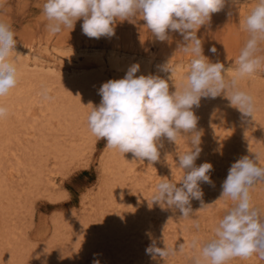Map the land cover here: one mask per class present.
<instances>
[{"label": "rangeland", "instance_id": "rangeland-1", "mask_svg": "<svg viewBox=\"0 0 264 264\" xmlns=\"http://www.w3.org/2000/svg\"><path fill=\"white\" fill-rule=\"evenodd\" d=\"M45 2L0 0V20L8 22L15 32V52L26 59L29 71L50 74L48 82L41 87L50 81L61 80L65 84L76 76L90 80L94 83L93 92L85 104L90 113L91 104L98 106L101 101L98 90L102 84L123 78L133 64L140 65L137 76L152 74L166 79L170 93L186 85L192 54L179 51L178 44L184 43L179 33L169 32L170 39L160 42L137 16L132 22L117 21L112 37H87L82 33V18L73 30L63 28L52 34L43 15ZM258 2L226 0L224 8L212 14L210 22L197 32L202 40L203 55L212 63H222L223 74L228 79L236 75L235 61L249 36L243 21ZM213 46L216 53L209 51ZM260 49L259 54L264 55V43ZM10 55L8 59L12 62L14 53ZM111 58L115 60L113 66L108 61ZM166 63L174 69L172 76L161 70ZM237 84L254 98L253 117L242 118L223 95L215 99L202 98L200 106L192 109L198 118L196 131L201 133L202 149L195 165L211 163L213 170L209 176L213 183H200L203 202L209 206L201 209L199 200H191L189 218H182L179 210L151 204V200L161 178L179 186L184 171L178 166V155L191 151L192 133L182 132L175 142L161 137L158 144L162 143L163 147L159 148L158 161L133 158L130 172L121 168L117 174V162L123 153L107 148L106 141L91 136L87 123L89 113L78 126L79 130L87 126L88 139L60 131L57 120H51L46 128L50 145L54 141L66 146L81 145L79 153L67 159L51 150L32 155L27 147L38 139L39 131L22 127L19 139L12 142L8 152L0 154V264H93L94 260L99 264H193V258L200 255V247L215 238L219 220L233 206L230 198L220 199L221 186L231 164L242 156L255 158L258 154L264 165V65L255 73L239 78ZM56 87L57 84L49 87L51 94ZM38 93L35 99L41 95ZM41 98L33 102L26 116L28 124L40 125L44 121ZM7 99L0 97V105L7 107ZM4 138L0 133V144ZM40 164L42 170L38 167ZM250 196L252 204L264 211V182L250 189ZM138 219L142 223L134 222ZM118 223L125 226L122 238L125 248L118 247L117 237L107 233V229ZM133 224L137 229L131 228ZM73 231L86 237L88 242L85 241L82 249L68 246ZM87 235L95 237V243L89 242ZM194 237L201 242L197 248L190 246ZM153 240L158 247L166 244L176 248L177 253L164 261L159 257L153 259L146 254ZM183 243L184 250L180 252L179 246ZM128 247H132V251ZM228 264H264V259L253 254L249 258L231 259Z\"/></svg>", "mask_w": 264, "mask_h": 264}, {"label": "clouds", "instance_id": "clouds-1", "mask_svg": "<svg viewBox=\"0 0 264 264\" xmlns=\"http://www.w3.org/2000/svg\"><path fill=\"white\" fill-rule=\"evenodd\" d=\"M226 0H46L43 15L47 18L48 31L59 33L63 28L73 30L81 18L82 33L89 38L112 37L115 35L117 21L132 22L140 16L147 29L156 40L170 39L169 32H176L184 43L178 44L179 51L191 53L187 83L182 89L169 92L166 79L157 75H139L140 65H131L125 76L102 84L98 90L101 101L92 106L87 123L91 133L106 141L107 148L118 149L121 153H131L134 158L149 162L159 160L158 144L161 137L175 142L181 133L190 136L191 151L178 155V166L184 175L173 183L166 178L156 186L151 204H159L179 210L182 218L192 216L191 200H199L201 209L209 206L203 202L200 183H213L209 172L213 165L204 162L198 167L195 161L202 149L201 133L196 131L198 118L192 110L199 107L202 98L215 99L223 95L229 106L236 108L242 118L253 117L254 98L238 87L237 81L255 73L264 65V55L259 54L264 43V0H259L243 21L249 36L235 63L236 75L226 78L224 65L212 63L203 55L202 40L198 30L208 24L214 13L220 12ZM17 40L11 25L0 20V97L6 95L17 85V68L9 61L15 52ZM210 52L216 53L213 46ZM161 70L174 69L169 63ZM48 99V90L41 91ZM8 109L0 105V118L6 116ZM258 182H264V165L260 156L250 158L245 155L231 164L222 183V198H230L233 206L219 220L215 228V238L209 239L200 247V255L193 258V264H228L234 258H249L258 254L264 259V211L251 202L250 189ZM199 228V223L195 225ZM201 245L194 237L191 247ZM184 243L179 246L184 250ZM177 253L176 248L166 244L158 247L156 241L146 248V254L163 261ZM93 264H99L94 260Z\"/></svg>", "mask_w": 264, "mask_h": 264}, {"label": "bare ground", "instance_id": "bare-ground-1", "mask_svg": "<svg viewBox=\"0 0 264 264\" xmlns=\"http://www.w3.org/2000/svg\"><path fill=\"white\" fill-rule=\"evenodd\" d=\"M13 53H14V55H13L12 63H14L16 68H17V80H18V82H17V85L15 88L11 89L6 95L2 96L4 98L8 97L9 100L7 99L8 104H6L7 105L6 108L8 109L7 115L0 118V133L4 134V137H5L4 140L2 141V144H0V154L4 155L6 152H8V149H10L12 142H14V140L16 141L19 139L20 129H22V127H26V129L30 128V129H34V130L39 131L38 132V134H39L38 139H36L35 142L30 147H27V148H29L30 151H32V155L33 154L39 155V154H42L45 151L47 152L49 150H51L52 153L54 152V154L56 153L55 155H57V154L65 155L66 159L68 156L73 157V156L77 155L79 153V149H80L81 145L79 146L78 144H71L70 146L69 145L66 146V145H63L62 143L60 144L58 141H54L52 143L53 145H50L48 142L47 136L45 135V132H46V128L48 126H50L51 120H54V121L57 120L58 126L60 127L59 128L60 131L65 132L67 135L69 134V136H71V137L75 136L76 134H79V136L77 135L78 137H81V138L87 137V139H88L89 133H91V132L88 133V130L86 129L87 126L86 127L84 126L83 128H81V130L78 129V126H79V123H81V120L83 118H85L87 116V114L89 113L87 111L85 104L87 101H90V98H89L90 92H93L91 87L93 86L92 84H94V83L91 84L90 80L79 79V77L76 76L75 78L73 77V78L69 79L68 81H65V84L63 83V81H61L59 79L60 81H52V82L50 81V83L46 84L44 87H41V86H43L42 84H45L46 82H48L47 78H48V75H50V74L46 73V72L40 73V71L38 72L35 70L33 71V69H32V71L31 70L29 71L27 68L26 59L24 61V59L21 55H19L16 52H13ZM32 56H34V55H32ZM99 58H101V57H99ZM108 61L110 62V66L114 65L113 62L115 60L113 58L109 59ZM33 62L37 63L34 60H33ZM47 68H49V67H47ZM49 78H50V76H49ZM53 84H57L58 87H56L57 89H53V93L51 94L48 89H50L49 87H53ZM43 88H46L48 90L49 98L45 99L42 97V95H40L42 98L39 95H38L39 97L38 96L37 97L41 98L40 102L42 103V106L40 108V111H41L42 120H44V121L41 122L40 125H38L37 123L28 124L29 120L27 121L26 116L30 112V109L33 105V102H37L36 99H38V98L35 99L34 95L37 92H39L38 94H40V92L42 91ZM89 90H91V91H89ZM97 96H98V94H97ZM33 99H35L36 101H33ZM98 103H100V102H98ZM3 106H4V104H3ZM42 123H43V125H41ZM91 136H92V133H91ZM89 138H91V137H89ZM83 141H85V140H83ZM116 150H118V149H116ZM30 151H28V152H30ZM51 151H49V152H51ZM119 154H120V152H119ZM126 155L124 156L123 154H121V157L118 159L117 174H120L119 170L121 168H124V170L126 172H128V171L130 172V170L132 168V163L134 161L133 162H131V161L133 160L134 157L131 153H130V155H128V153ZM58 157H60V156H58ZM41 165L42 164H40V166H38V167H40V169H41ZM105 167H106V165H105ZM41 170H39V171H41ZM125 171H122V172H125ZM40 175H41V173H40ZM40 175L38 176V180H40V178H42ZM137 218H139V217H137ZM137 218H135V219H137ZM140 218H143V217H140ZM139 219L134 220V222L135 223L137 222L136 224H138L139 222H141V221H139ZM142 221H144V220H142ZM123 225H124L123 223H118V224L113 225L109 229H107V233L109 234V236H116L117 237V239H118L117 246L121 247V248L126 245V243L123 245L124 242L122 240V238L124 236L123 234L125 233V232H123L125 230V226H123ZM126 227H129V226H126ZM131 228L137 229V225H134V226L131 225ZM138 228H139V226H138ZM73 229H74V227H73ZM126 230H130V229L126 228ZM78 231H73L72 232V238H69V239H71L68 242L69 243L68 246H70V249L71 248L72 249H75V248H81L82 249L84 244H85V241H87L86 237H83V235L80 234L81 232L79 233ZM87 238L90 239L89 242L92 240L93 243H95V240H93V238L95 239V237H93L92 235H87ZM97 238L98 237H96V239ZM88 245L89 244L87 243V247H89ZM128 246H130V245H128ZM128 248H129V250H131L132 247L131 248L128 247ZM126 250H128V249L126 248Z\"/></svg>", "mask_w": 264, "mask_h": 264}]
</instances>
